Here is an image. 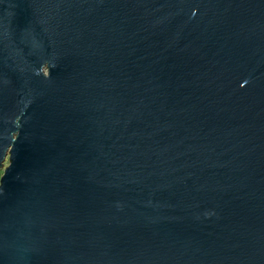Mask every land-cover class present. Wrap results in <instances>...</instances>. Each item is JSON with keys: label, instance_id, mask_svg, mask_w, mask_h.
<instances>
[{"label": "water", "instance_id": "1", "mask_svg": "<svg viewBox=\"0 0 264 264\" xmlns=\"http://www.w3.org/2000/svg\"><path fill=\"white\" fill-rule=\"evenodd\" d=\"M0 264H264V0H0Z\"/></svg>", "mask_w": 264, "mask_h": 264}, {"label": "rangeland", "instance_id": "2", "mask_svg": "<svg viewBox=\"0 0 264 264\" xmlns=\"http://www.w3.org/2000/svg\"><path fill=\"white\" fill-rule=\"evenodd\" d=\"M10 164V160L9 157L5 160L3 167L0 168V180L2 175L4 174L5 168H7V166H9Z\"/></svg>", "mask_w": 264, "mask_h": 264}]
</instances>
